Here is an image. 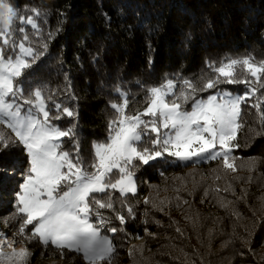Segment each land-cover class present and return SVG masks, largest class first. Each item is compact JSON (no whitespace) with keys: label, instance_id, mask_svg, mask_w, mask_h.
Returning <instances> with one entry per match:
<instances>
[{"label":"snow or ice","instance_id":"6c2138e0","mask_svg":"<svg viewBox=\"0 0 264 264\" xmlns=\"http://www.w3.org/2000/svg\"><path fill=\"white\" fill-rule=\"evenodd\" d=\"M28 11L34 15H22L11 0H0V152L22 147L28 157V166L21 173L22 183L15 193L14 211L0 218L5 227L16 225L10 235L0 231V264H31L34 253L28 245L33 242L41 247L42 258L46 252L60 259L72 254V261L78 257L83 264H116L120 250L132 239H141L139 233L133 235L125 228L129 221H137L136 208L141 202L148 207L139 223L162 227L151 213L189 205L182 190L187 197H194L201 186L205 198L210 194L236 195L234 182L253 181L251 173L257 171L258 162L250 159L247 165L238 164L241 158L234 151L241 147L238 134L246 126L251 136L264 135V59L257 60L251 54L225 57L219 62H206V70L196 79L180 73L166 76L161 83L143 89L142 108L129 110V92L117 86L120 102H109L113 115L108 121L107 139L94 142L93 157L85 161L76 132V108L58 102L55 97L60 90L46 82L30 83L22 79L47 54L49 47L42 37L39 42L30 39L25 26L34 30V36H41L36 19L41 13L35 8ZM59 31L58 27L56 33ZM56 33H48V40ZM65 81L63 92L74 101L76 97L71 93L67 75ZM222 85H244L247 91L234 94ZM249 100L254 101L250 107L256 110L254 123L258 128L244 119L242 105ZM65 118L72 121L67 127L56 123ZM65 138L71 141V150H65ZM158 160L178 162L180 166L217 161L218 168L211 170V184L205 183L208 174L199 173L197 181L198 173H188L173 177L170 188L149 185L155 195L150 193L142 201L137 197L135 204L129 203V195L136 197L138 192L136 173ZM241 168L249 175L240 176ZM10 174H13L10 168H0V175ZM159 175L165 181L169 179L164 172ZM221 180L225 181L223 187L219 184ZM189 183L193 186L191 190ZM169 190L173 195L161 198V192ZM246 196L245 189L239 199ZM260 201L264 210V197ZM219 205L237 221L241 219L234 201L224 198ZM185 219L190 220L194 231L201 226L198 216ZM178 224L171 220L169 226L176 225L175 231L184 237ZM118 232L124 234L119 241ZM144 232L155 235L147 227ZM244 233L241 235L234 228L232 235L255 255L246 227ZM126 250L133 264H151L144 257L145 246L132 244ZM179 252L184 264H196L189 257L200 255L198 250L189 254L180 248ZM200 258L202 261L203 257ZM172 259L179 260L180 256ZM260 262L264 264V256Z\"/></svg>","mask_w":264,"mask_h":264},{"label":"trees","instance_id":"16d2710c","mask_svg":"<svg viewBox=\"0 0 264 264\" xmlns=\"http://www.w3.org/2000/svg\"><path fill=\"white\" fill-rule=\"evenodd\" d=\"M11 2L22 15H34L28 11L32 8L41 13L36 17L42 30L41 36H34V30L30 26L25 27L34 42H39L41 37L48 42V51L22 79L30 83L46 82L53 89L60 90V94L55 97L58 102L76 108V132L80 153L85 161L93 157V143L107 139L108 121L113 115L109 102H120L115 91L117 86L129 92V110L133 107L142 108L143 89L161 83L166 76L180 73L184 77L196 79L206 70V62H219L225 57L251 54L257 60L264 59V0ZM58 27L61 31L56 33ZM50 32L56 35L48 40ZM65 75L71 82V93L76 97L74 101L63 92L66 87ZM221 87L234 94L247 91L244 85ZM253 102L249 100L242 105V109L247 124L258 128V124L254 123L256 110L250 107ZM71 122V118H65L56 123L67 127ZM238 141L241 147L234 154L241 159L237 163L247 165L250 159L258 162L257 171L251 173L254 177L251 183L236 181V195L221 193L217 197L211 194L207 198L203 197V186L196 189L194 197H187L182 190L181 194L189 200V205L180 209L172 208L170 212L166 209L164 213H151L162 223V227L155 223L147 226L139 223L148 207L141 202L136 208L137 221H129L125 225L128 233H139L141 239H132L127 246H145L144 257L149 258L151 264H184L180 248L189 254L198 250L200 255L189 257L196 264H261L260 257L264 256V210L260 208V198L264 197V177L261 176L264 173V135L251 136L246 126L238 134ZM63 146L65 150L72 149V143L67 138ZM27 160L22 147L0 152V168H10L13 173L6 177L0 175V214L5 217L14 211L15 193L22 183L21 173L28 166ZM215 168H218L217 161L188 166H180L174 161L150 162V165L143 166L136 173L138 192L136 197L129 195L128 202L135 204L137 197L142 201L150 193L155 195L149 185L170 188L173 177L188 173H198L197 181L200 180L199 173L208 174L205 183L211 184V170ZM160 172H164L169 179L165 181L159 175ZM238 174L246 177L249 172L241 168ZM224 183V180L219 182L221 187ZM192 187L189 183L188 189ZM4 189L7 193L5 196H8V202L5 203L1 200ZM245 189L247 196L240 200ZM172 195L171 190L161 192V198ZM224 198L235 202V209L242 214L239 221L220 207L219 201ZM169 216L171 220L179 222L184 237L175 231L176 225L169 226ZM185 216H198L201 226L194 231ZM113 223L119 227L118 222ZM144 227L155 235L146 234ZM245 227L251 233L250 247L255 255L232 235L234 228L237 233L246 235ZM123 236V233L118 232L116 240L119 241ZM228 241L231 243L226 244ZM32 246L41 253L39 245L33 242ZM127 246L120 250L116 264L122 261L133 264L127 255ZM169 252L172 256H180V259H172V256L167 255ZM71 255L65 258L71 260ZM45 256L49 254L46 252ZM73 262L83 264L78 257Z\"/></svg>","mask_w":264,"mask_h":264},{"label":"rangeland","instance_id":"374dc122","mask_svg":"<svg viewBox=\"0 0 264 264\" xmlns=\"http://www.w3.org/2000/svg\"><path fill=\"white\" fill-rule=\"evenodd\" d=\"M1 193H3V197L1 198V200L4 203L8 202V196H5V195H7V193L5 192V189L2 190ZM8 194H10V193H8ZM3 217H5V216L0 214V218H3ZM15 227H16L15 224H9L7 227H5V225L3 223H0V231H3L4 233L9 234V235L12 231L15 230ZM138 242L142 243V241H138ZM28 247L34 253L33 258H32L33 264H75L73 261L66 259V258L60 259L59 257L45 256V255L42 258L40 256V253L37 252V250L35 249V247L32 246V244L28 245ZM48 257H51V258H48ZM125 257H126V255H125ZM47 258H48V260H47ZM126 259H127V257H126ZM119 264H125V262L122 261Z\"/></svg>","mask_w":264,"mask_h":264},{"label":"bare ground","instance_id":"6f19581e","mask_svg":"<svg viewBox=\"0 0 264 264\" xmlns=\"http://www.w3.org/2000/svg\"><path fill=\"white\" fill-rule=\"evenodd\" d=\"M5 251H9V249L5 248Z\"/></svg>","mask_w":264,"mask_h":264}]
</instances>
